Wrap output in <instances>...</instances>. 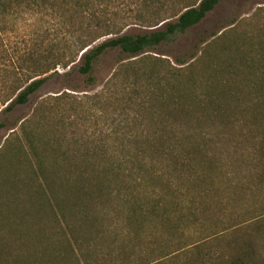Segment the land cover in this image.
Returning <instances> with one entry per match:
<instances>
[{
    "label": "trees",
    "instance_id": "1",
    "mask_svg": "<svg viewBox=\"0 0 264 264\" xmlns=\"http://www.w3.org/2000/svg\"><path fill=\"white\" fill-rule=\"evenodd\" d=\"M221 1L0 0V41L6 19L27 13L45 20L17 68L0 69V113L28 103L47 73L79 59L94 83L95 63L117 48L131 58L112 79L124 90L120 115L135 110L153 124L154 109L166 110L159 131L130 135L118 126L117 140L133 145L87 148L78 151L80 162L69 150H35L27 176L34 201L15 216L16 230L5 216L0 264H260L252 233L225 235L240 223L199 238L191 229L222 226L224 207L243 209L264 190V34L255 56L241 54L235 41L199 72L196 63L140 57L199 24ZM132 24L151 31L125 33ZM106 92L92 96L98 108L107 106ZM212 216L221 222L210 226ZM251 222L264 223V213ZM226 238L228 250L220 247Z\"/></svg>",
    "mask_w": 264,
    "mask_h": 264
},
{
    "label": "rangeland",
    "instance_id": "2",
    "mask_svg": "<svg viewBox=\"0 0 264 264\" xmlns=\"http://www.w3.org/2000/svg\"><path fill=\"white\" fill-rule=\"evenodd\" d=\"M260 8L263 10L260 11ZM44 21L38 15L27 13L16 16V19L10 18L4 21L8 31L2 34L0 41V69L17 68L19 61L34 43L37 25H43ZM150 31L149 28L135 24L124 30L125 33L131 34ZM262 34H264V0H222L199 24L183 34H178L173 41H165L155 48L148 49L140 57L143 55L160 57L174 67H180L177 64L178 60H184L185 65L196 63L199 72L206 67V64L211 63L214 55L221 54L222 57H226L224 54L226 50L221 48L235 41L238 44L237 48L242 50L241 54L245 52L248 56H255L258 53L260 46L258 42L260 37H263ZM107 38L99 39L96 44ZM59 52L62 53L60 50ZM197 59L199 61L194 62ZM128 60L131 58L120 48L108 51L94 65V83H89L87 76L80 72L79 68L83 62L80 59L67 69L59 66L56 71L46 74L49 76L48 81L30 97L28 103L17 105L11 112L0 113V124L4 125L0 129V211H3L1 214L4 218L3 220L0 218V243L2 236L5 235L3 228L8 227L2 225L7 220L5 216H11L12 219L8 220L9 227L14 226L12 229L16 230L21 226L16 223L15 216L27 213L26 207L32 205L31 202L34 201L35 196L31 194L33 192L31 187L34 184H28L27 176L32 174L29 166L36 164L37 161L35 150L38 152L46 150L49 155L54 148H59L60 151L69 150L77 156L78 151L107 145L113 151L114 145H133L128 138L124 141L117 140L114 132L118 126L123 134L130 135L134 133L145 135L146 132L154 133L160 130L162 124L159 121L165 117L166 110L161 109L158 112V108L154 109L157 118L153 124H150L147 116L142 121L135 118V110L125 109L128 112L125 111L120 115L123 113V107L119 100L125 96L124 90L112 79L120 71V65ZM165 65L169 67L167 62ZM166 71L163 68L161 73ZM105 90L106 95L109 96L105 100L107 106L98 108L92 96L103 94ZM142 141L144 145L162 143L154 139L151 141L142 139ZM81 157V155L77 156L75 161L80 162ZM74 158L71 157L69 160ZM225 160L227 162V158ZM220 182L224 183L223 180ZM24 194L31 196L26 198ZM247 203L248 205L243 209L239 206L224 207L220 213L222 226L202 230L201 225H198L191 231L199 238L213 233L214 230L240 223L237 227L230 228L225 234L226 237L237 232V234L252 233L258 253L257 259L260 264H264V223L251 222L255 215L264 213L262 208L264 205L261 206L264 204V190L248 196ZM34 207L36 209L37 206ZM214 213H219V210ZM220 219L212 216L210 226L221 222ZM45 221L49 225L52 224L50 217ZM226 239L221 242L220 247L228 250L229 239ZM215 246H213L214 250H216Z\"/></svg>",
    "mask_w": 264,
    "mask_h": 264
}]
</instances>
